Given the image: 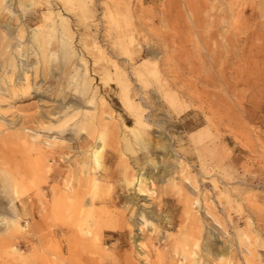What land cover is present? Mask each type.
<instances>
[{
    "label": "rangeland",
    "instance_id": "374dc122",
    "mask_svg": "<svg viewBox=\"0 0 264 264\" xmlns=\"http://www.w3.org/2000/svg\"><path fill=\"white\" fill-rule=\"evenodd\" d=\"M261 5L0 0V264H223L228 237L230 264H264ZM125 94L150 127L135 123ZM125 122L150 131L148 142ZM152 156L166 162L154 180ZM140 172L154 194L128 184ZM163 198L173 205L162 211ZM130 199L155 209L156 223L174 212L175 228L136 220ZM194 214L199 240L186 248L198 253L186 256L173 235ZM148 236L159 253L146 257L137 243Z\"/></svg>",
    "mask_w": 264,
    "mask_h": 264
},
{
    "label": "bare ground",
    "instance_id": "6f19581e",
    "mask_svg": "<svg viewBox=\"0 0 264 264\" xmlns=\"http://www.w3.org/2000/svg\"><path fill=\"white\" fill-rule=\"evenodd\" d=\"M218 1V0H217ZM211 2V1H210ZM261 2V1H260ZM218 4H220V1H219V3ZM130 6H131V4H130ZM262 6V5H261ZM220 7V6H219ZM262 7H264V6H262ZM133 9V8H132ZM212 9V8H211ZM224 10V9H223ZM225 11V10H224ZM229 11V10H228ZM133 16V15H132ZM56 25V24H55ZM43 31V30H42ZM38 32V31H37ZM225 33H227V32H225ZM39 39H41V38H39ZM41 41V40H40ZM39 41V42H40ZM222 43V42H221ZM41 45V44H40ZM41 47V46H40ZM225 47V46H224ZM115 66V65H114ZM122 97V96H121ZM123 104H124V106L126 105V107H128V109H133L134 108V110H135V113H134V115H135V123L136 124H143V125H145V126H147V127H150V125H148V123L145 121V119H143V115H142V112L140 111V109L139 108H137L134 104H133V101H132V99H131V97L130 96H128L127 94H125V95H123ZM136 107V108H135ZM101 115V114H100ZM103 116V115H102ZM218 119L220 120V119H222V117H218ZM125 126L128 128V130L129 131H131V132H134L135 134H136V136L138 137H140L141 136V138H142V140L143 141H146V142H148V140H149V136L151 135V132L150 131H146L147 133V135H143L142 133L141 134H137V130L136 129H133L134 127H132V126H130V125H128L126 122H125ZM205 129V128H204ZM160 131V130H159ZM161 131H162V129H161ZM162 133H164V132H162ZM166 133V132H165ZM164 133V134H165ZM160 134H161V132H160ZM199 134V133H198ZM157 135V134H156ZM21 136L24 138V139H26L27 140V135L25 134V133H21ZM148 136V137H147ZM103 137V136H102ZM167 137V136H166ZM165 137V138H166ZM39 138V137H38ZM40 139V138H39ZM94 139V138H93ZM100 139H103V138H100ZM145 139V140H144ZM147 139V140H146ZM158 139V138H157ZM151 140V139H150ZM102 140H100V141H98V142H100V143H103V142H101ZM103 141H104V139H103ZM146 142H144V143H146ZM153 144V143H152ZM166 144V143H165ZM157 145V144H156ZM169 146V145H168ZM168 146L166 145V147H167V149H168ZM94 148V147H93ZM164 148V147H163ZM100 147H98L97 149H95L94 150V152H93V150H92V152L93 153H91V155L93 156L94 155V159H95V165H96V167H102V166H104V164L101 162V160L99 159V155H98V153L100 152ZM170 152V151H169ZM177 153V152H176ZM157 154V153H156ZM164 155H166V154H164ZM127 156V155H126ZM158 156V155H157ZM153 157L154 156H152V158H150V162L149 161H147V162H149L148 163V165H147V167L145 168V170H147L149 173H151V176H150V178H154L153 176L156 174L155 172H157L158 173V171L160 172V168L162 167L161 165V163H164V161L162 162V161H160L159 159H158V161L159 162H161V163H157V161H152L153 160ZM159 157V156H158ZM161 158V157H160ZM198 158V157H197ZM156 159V158H155ZM154 159V160H155ZM128 160V159H127ZM146 160V159H145ZM157 160V159H156ZM176 160V159H175ZM185 160V159H184ZM197 160V159H196ZM168 161H170V160H168ZM199 162H200V160H198ZM227 163H230L229 161H230V156L229 155H227ZM145 163H146V161H145ZM166 163V162H165ZM164 163V164H165ZM163 164V165H164ZM198 164H200V163H198ZM202 164V163H201ZM131 165V164H130ZM170 165V164H169ZM169 165H168V167H169ZM174 165H176V164H174ZM180 167H181V174L182 173H184L183 171L185 170V173L187 174V171H188V166L187 165H185V163L184 162H181L180 164ZM178 165V166H179ZM190 165V164H189ZM230 165V164H229ZM127 167H128V165H126ZM192 166V165H191ZM202 166V165H201ZM132 167V166H131ZM142 167V166H141ZM203 167V166H202ZM167 167H165V165H164V170H162L163 172H164V174L162 175V173H159L160 174V176L162 175V176H164V175H166L167 174V172H168V169H166ZM174 168H175V166H174ZM73 169V168H72ZM88 169V168H87ZM162 169H163V167H162ZM176 169V168H175ZM179 169V168H178ZM103 170H105V169H103ZM156 170V171H155ZM170 172V171H169ZM168 172V173H169ZM141 174L140 175H137V176H132L131 177V179H129V183L128 184H130V183H132L133 181H135L136 180V183H138V186L136 187V189L138 190V194L137 195H147V194H149L150 192H151V194H154V191H151V188H150V186H149V181H151L150 180V178H149V174H147L148 176H146L145 175V173L144 172H140ZM172 173V172H171ZM201 173V172H200ZM94 174V173H93ZM159 174H157L156 175V178H159L160 176H159ZM186 174H184V175H186ZM173 175V174H172ZM183 175V176H184ZM203 175V174H202ZM205 175V174H204ZM105 178H107L108 179V177H110V178H112V175L107 171V172H105V174L103 175ZM161 178V177H160ZM163 178H165V176L163 177ZM186 178V177H185ZM100 179H102L101 177H98V176H96V175H93V176H91V178H90V182H91V186L94 188V189H97V191L96 192H98V189H99V187H100ZM162 179V178H161ZM170 179V178H169ZM189 180V177H187L186 178V180ZM154 180V179H153ZM160 180V179H159ZM163 180V179H162ZM185 182V181H184ZM186 183H188V182H186ZM102 185V184H101ZM182 186H187V184L185 185V183L184 184H182V182L180 183V187H182ZM177 187V186H176ZM176 187H174V188H176ZM130 188V187H129ZM155 188V187H154ZM135 189V188H134ZM179 190H180V188H178ZM153 190V189H152ZM129 193V192H128ZM125 194V193H124ZM122 195V194H121ZM125 195H127V194H125ZM158 195V194H157ZM156 195V196H157ZM226 195V194H225ZM126 197H128V196H126ZM130 197V196H129ZM92 198V197H91ZM109 199V198H108ZM133 199V198H132ZM132 199H130V201L128 202V204H130V208L132 209V212H134L135 211V214H137V216H136V220H140L142 223H144V224H149L150 222V224L152 225L153 224V228H154V230H159V228H161V227H166V228H175V225H176V221H177V219H176V216H175V213L174 212H168V218L169 219H167L166 218V221H163L162 220V218L159 220V218H158V220H159V223L157 222H155L154 220L156 219L155 218V216L157 215V212H156V210L155 209H151V210H145V209H142V210H140L139 209V205H138V203L137 202H135V201H133ZM62 200V199H61ZM99 200H101V201H104V202H106L107 200H106V197H102V196H100L99 197ZM92 201H94V200H92ZM128 201V200H127ZM64 202V201H63ZM92 205V204H91ZM135 205H137L136 206V208H135ZM141 205V204H140ZM158 205H160V209L163 211L164 209H169V208H171V206L173 205V200H171V199H169V198H163L161 201H159L158 202ZM93 206V205H92ZM145 206H147V205H145ZM151 206V205H150ZM59 207V206H58ZM211 207V206H210ZM213 207V206H212ZM129 210V209H128ZM160 210V211H161ZM60 212H62V208H59V216H62V213H60ZM109 212H112V211H109ZM129 213V212H128ZM163 214V213H162ZM162 214H159V215H162ZM228 215H229V211H228ZM133 216V215H132ZM111 217V216H110ZM130 217V216H129ZM113 218V217H112ZM117 218V217H116ZM115 219V218H114ZM163 219H164V217H163ZM199 219H200V216H198L197 214H194V217H193V221H192V225H189V226H179V227H177V233H175L174 235H173V244H174V246L175 247H180V248H182V250L184 251V252H186V256H188V255H194V254H197L198 252L196 251V253L193 251V250H189L188 251V249L186 248V246L189 244V241H194V244L196 245L197 243H198V240H199V230H200V224H199ZM101 220V219H100ZM95 221H96V219H95ZM94 221V222H95ZM98 221V220H97ZM106 221V220H105ZM112 221H113V219H112ZM111 221V222H112ZM98 222H100V221H98ZM103 224H101V223H99V225H100V229H99V226L97 227V229H99L100 230V234H101V232L103 233V231L105 230L104 228H106L108 225L107 224H104V219H103ZM107 222V221H106ZM108 222H109V220H108ZM107 222V223H108ZM110 222V223H111ZM154 222V223H153ZM97 223V222H96ZM109 224V223H108ZM179 225V224H178ZM96 226V225H95ZM104 226H106V227H104ZM211 226V225H210ZM94 227V226H93ZM23 228V227H22ZM145 228V227H144ZM124 229V228H123ZM94 230H96L95 228H94ZM98 230V231H99ZM18 231V230H17ZM16 231V232H17ZM97 231V230H96ZM126 231V230H125ZM95 232V231H94ZM141 232V231H140ZM212 232V231H211ZM96 233V232H95ZM116 233V232H115ZM123 234H125L123 231H120V232H118V235H123ZM126 235V234H125ZM121 237V236H120ZM140 239V238H139ZM147 239H148V241H149V243H148V241H140V242H138L137 243V245H138V248L137 249H141V247L144 249V251H143V253H144V255L147 257L148 256V253H150V250L151 249H153V247H154V249H155V251H156V253L158 254L159 253V248H158V245L156 244V243H154V239H153V237L152 236H148L147 237ZM207 239H209V238H207ZM215 239V238H214ZM158 240V243H162V241H161V239L159 238V239H157ZM227 241H228V245H227V248L225 249V251H226V257H224L223 258V264H230V260H231V257H230V238L228 237V239H227ZM209 242V241H208ZM71 244V243H70ZM122 244V243H121ZM152 245V247H150V245ZM140 246V247H139ZM224 247V246H223ZM225 247H226V245H225ZM11 248H13V247H11ZM146 249L148 250V253H147V251H146ZM196 250V249H195ZM201 250V249H200ZM222 250V249H221ZM136 251V250H135ZM146 251V252H145ZM207 252H208V255L210 256V258H214V256H216L217 255V252L215 251V250H213V251H210V250H207ZM223 253V252H222ZM222 253H220V255L222 254ZM150 255V254H149ZM173 256V255H172ZM221 256H223V255H221ZM191 257V256H190ZM15 260V259H14ZM193 261V260H192ZM211 261V260H210ZM212 262V261H211ZM199 262L197 261V264H198ZM210 264V263H209Z\"/></svg>",
    "mask_w": 264,
    "mask_h": 264
}]
</instances>
